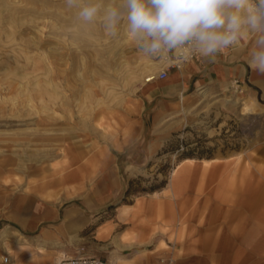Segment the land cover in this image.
Segmentation results:
<instances>
[{"label":"rangeland","instance_id":"1","mask_svg":"<svg viewBox=\"0 0 264 264\" xmlns=\"http://www.w3.org/2000/svg\"><path fill=\"white\" fill-rule=\"evenodd\" d=\"M117 2L102 0L104 7ZM77 12L65 0H0V217L14 200L29 205L23 217L49 200L58 212L51 252L114 261L119 254L143 264L145 240L129 227L131 207L121 204L164 188L183 158L238 159L264 148V107L244 109L248 97L234 84L191 86L183 94H198L184 109L178 95L150 98L145 81L157 67L146 68L155 59L139 51L126 23L110 35L103 12L87 24ZM97 148L117 157L112 170L87 166ZM64 154L68 164L52 173ZM69 172L75 177L61 178ZM72 206L81 223L58 230ZM7 222L0 218V227L13 226Z\"/></svg>","mask_w":264,"mask_h":264},{"label":"crops","instance_id":"2","mask_svg":"<svg viewBox=\"0 0 264 264\" xmlns=\"http://www.w3.org/2000/svg\"><path fill=\"white\" fill-rule=\"evenodd\" d=\"M253 39L246 34L237 48L224 50L215 60L197 54L181 69L171 68L166 77L145 82L147 95L179 97L191 86L196 89L234 84L248 97L243 106L252 105L249 110L264 107V74L248 64ZM158 70L159 67L155 71ZM248 151L238 155V159L231 155L214 161L205 158L204 162L189 157L192 159L181 162L170 173L164 188L137 196L132 204H121L124 209L131 207L129 227L145 240L148 254L142 257L143 264H264V148ZM89 154L88 167L108 171L116 166L117 157L107 148L93 149ZM68 162L64 154L51 163L50 170L59 173L54 167L62 171ZM74 177L73 172L61 176ZM47 185L44 182L41 189ZM68 191L67 196L74 195ZM4 201L1 196L0 204ZM13 202L0 217L13 223L0 227V264H18L39 246L52 258L61 253L71 255L62 249L54 253L48 248L57 233L53 220L58 216L57 211L47 207L49 200H39L27 217L22 213L29 212V205H24L22 199ZM81 221L78 208L72 206L62 213L57 227L70 231ZM13 245L24 246L20 251L24 253L16 254ZM6 254L8 262L3 263L2 256ZM114 257L128 264L119 254L110 256ZM34 264L46 263L40 259Z\"/></svg>","mask_w":264,"mask_h":264},{"label":"clouds","instance_id":"3","mask_svg":"<svg viewBox=\"0 0 264 264\" xmlns=\"http://www.w3.org/2000/svg\"><path fill=\"white\" fill-rule=\"evenodd\" d=\"M77 18L92 23L103 12V26L116 35L121 22L139 51L162 60H208L237 48L243 36L254 37L248 64L264 74V0H65Z\"/></svg>","mask_w":264,"mask_h":264},{"label":"bare ground","instance_id":"4","mask_svg":"<svg viewBox=\"0 0 264 264\" xmlns=\"http://www.w3.org/2000/svg\"><path fill=\"white\" fill-rule=\"evenodd\" d=\"M150 60V61H149ZM148 61H149V64H148V67L146 68L147 70H152L153 68H156V67H158L159 66V68H160V66H161V63H160V61H158V60H152V59H148ZM156 70V69H155ZM157 72V71H156ZM156 72L153 74V76H152V78L151 79H149V80H147V81H145V82H148V81H151V80H154L155 79V74H156ZM57 87V86H56ZM201 91V90H200ZM51 94H53V93H51ZM198 93H195V92H193L192 93V95L190 96V98H187L185 95H182L181 96V102L180 103H182L181 105V108H187V107H190V105L192 104V102H193V100L196 98V95H197ZM61 96V95H60ZM63 96V95H62ZM243 108L244 109H250V108H252V105H250V104H245L244 106H243ZM27 136V135H26ZM29 137V136H28ZM2 140V139H1ZM55 140V139H54ZM65 151V150H64ZM194 158V157H193ZM190 159H192V158H189V157H186V158H183L182 160H180L176 165H175V167L173 168V170H172V173L175 171V168L181 163V162H183V161H185V160H190ZM207 159V158H206ZM210 159H212V161H214V160H216V158H210ZM200 160L201 161H204V162H206L207 160H205V158H200ZM27 161V160H26ZM25 161V162H26ZM210 161V160H209ZM74 192V190H70V191H68V194H71V193H73ZM73 217V216H72ZM8 230V229H7ZM3 231V230H2ZM107 231V230H106ZM7 234V233H6ZM4 235V234H3ZM21 235V234H20ZM6 237V236H5ZM21 238H22V236H20ZM27 238V237H26ZM25 238V239H26ZM45 238V237H44ZM46 239V238H45ZM27 241V240H26ZM25 241V242H26ZM42 242H43V240H42ZM28 243V242H27ZM39 244H41V243H39ZM43 244V243H42ZM26 245V244H25ZM20 247V250L24 247V246H19ZM65 256H68V255H66V254H64V253H61L60 255H57L56 257H54V258H52L49 254H47V252H46V250L44 249V248H42L41 246H39L38 248H37V251H36V254H31V255H28V256H25L18 264H34L35 263V261H37V260H40V259H42V261H44V263H46V264H53L56 260H58V259H60L61 257H65ZM120 258H116V261H119L120 262V260H119ZM111 261V260H110ZM114 261V260H113ZM112 261V262H113ZM115 261V262H116Z\"/></svg>","mask_w":264,"mask_h":264},{"label":"built area","instance_id":"5","mask_svg":"<svg viewBox=\"0 0 264 264\" xmlns=\"http://www.w3.org/2000/svg\"><path fill=\"white\" fill-rule=\"evenodd\" d=\"M196 55H194L188 61H181V60H176V59L162 60V59L153 58L155 60L160 61L161 63L159 70L155 74V79L166 77L168 70L171 68L181 69L185 64L192 61V59ZM2 262L3 263L8 262L7 254L2 256ZM53 264H117V263L101 258V257H98L96 255H92V254L76 253V254H72L69 256L61 257L60 259L56 260Z\"/></svg>","mask_w":264,"mask_h":264}]
</instances>
